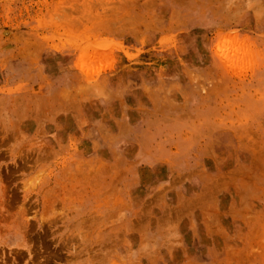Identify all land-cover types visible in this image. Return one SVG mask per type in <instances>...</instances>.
<instances>
[{"label": "rangeland", "instance_id": "obj_1", "mask_svg": "<svg viewBox=\"0 0 264 264\" xmlns=\"http://www.w3.org/2000/svg\"><path fill=\"white\" fill-rule=\"evenodd\" d=\"M0 264H264V0H0Z\"/></svg>", "mask_w": 264, "mask_h": 264}, {"label": "crops", "instance_id": "obj_2", "mask_svg": "<svg viewBox=\"0 0 264 264\" xmlns=\"http://www.w3.org/2000/svg\"><path fill=\"white\" fill-rule=\"evenodd\" d=\"M106 73H107V72H106ZM132 75H133V73H132ZM90 101H91V102H95V103H96V102H101V100H99V99H94V100H90ZM101 113H102V112L98 111V112H96L95 116H96L97 118H99V119L102 118V117H104V114H103V113L101 114ZM80 116H81L80 114H78V115L76 114V115H75L76 118H78V117H80Z\"/></svg>", "mask_w": 264, "mask_h": 264}]
</instances>
